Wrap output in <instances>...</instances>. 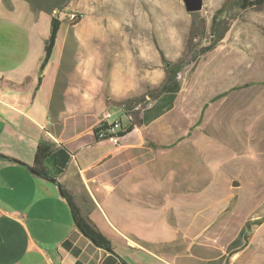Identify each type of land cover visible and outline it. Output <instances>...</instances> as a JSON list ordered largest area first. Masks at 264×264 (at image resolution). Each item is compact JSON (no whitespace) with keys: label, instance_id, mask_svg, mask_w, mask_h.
I'll return each instance as SVG.
<instances>
[{"label":"crops","instance_id":"obj_1","mask_svg":"<svg viewBox=\"0 0 264 264\" xmlns=\"http://www.w3.org/2000/svg\"><path fill=\"white\" fill-rule=\"evenodd\" d=\"M0 2L12 8L10 0ZM29 9L35 18L0 35V155L15 160L0 157V264H264V151L263 168L245 176L257 203L248 210L234 174L219 172L218 164L228 162L219 158L222 150L235 153L241 143L230 134L229 111L209 119L224 133L216 146L194 112L198 99H180L189 84L149 100L122 123L125 108L116 103L160 85L164 69L134 73L118 53L107 77L106 52L93 47L105 35L91 28L95 20L81 19L71 36L70 21L61 23L39 71L50 20L47 32L35 35L42 10ZM74 41L86 47L75 51ZM240 101L247 119L241 150L251 140L264 147V121L246 115L249 100ZM110 106L118 107L121 127L108 135L132 125L118 145L99 138L112 123L104 118ZM40 141L53 145L46 168L54 182L28 167ZM59 184L101 232L105 248L74 225Z\"/></svg>","mask_w":264,"mask_h":264},{"label":"rangeland","instance_id":"obj_2","mask_svg":"<svg viewBox=\"0 0 264 264\" xmlns=\"http://www.w3.org/2000/svg\"><path fill=\"white\" fill-rule=\"evenodd\" d=\"M10 1L12 8L5 7L0 2V35L9 30L12 34L15 33L23 28L18 24L25 25L30 18L27 2ZM224 1L226 0H203L201 10L188 13L182 0H69L66 5L51 13L42 9L34 34L47 32L51 16L68 24L69 13L79 11L82 13L81 19L95 20V26L91 28L98 30L100 35L104 34L105 39L99 46L94 42L93 47L106 52L107 77L116 60L114 56L118 53L120 58L117 60L127 61V70L155 75L157 71L164 69L163 61L155 63V59L160 57L159 50L167 60L174 61L190 49L196 56L188 57L180 71V84H189L180 99L184 102L198 99L194 112L202 115L201 126L207 125L208 132L215 136L214 145L224 143V133L210 123V120H220L229 111L227 118L231 116V125L235 128L230 134L234 136L233 140L239 137L242 143V130L245 131L247 127L246 123L242 124L247 121L241 116L242 98L249 100L248 107L245 104L244 113L255 118L257 124L262 125L264 121V4L240 9L232 6L233 0H228L226 3L230 7L217 12ZM31 17L35 18L32 14ZM213 19L219 26L227 25V29L214 49L204 53L203 47L208 44L206 33ZM79 22L78 25L81 23ZM77 24H68V36L72 35L71 27ZM71 46L75 51L86 47L76 41ZM245 83L247 86L237 88ZM232 87L234 88L230 90ZM217 94H220L217 98L210 99ZM145 106L146 104L141 105L138 110ZM109 110L115 117L118 107L110 106ZM135 113L136 111L132 112L131 118ZM118 116L122 123L126 122L124 113L119 112ZM252 125L251 122L250 128L255 131L256 128H252ZM256 142H245L247 146L243 151L240 143L234 149L235 153L225 149L219 155V158L228 159L227 164H218L223 167L219 172H227L228 169L234 174L235 180L239 181L237 194L240 199H246L248 210H254L257 203L253 187H250L245 176L252 170L260 171L263 168L259 151H264V147H259Z\"/></svg>","mask_w":264,"mask_h":264},{"label":"trees","instance_id":"obj_3","mask_svg":"<svg viewBox=\"0 0 264 264\" xmlns=\"http://www.w3.org/2000/svg\"><path fill=\"white\" fill-rule=\"evenodd\" d=\"M33 11H39V10H46L48 12H53L57 8H61L64 5H66L69 0H25ZM228 0L222 2L220 8L217 12H220L222 10H225L226 8L230 7L228 3H226ZM232 6H236L240 9H246L248 7L252 6H261L264 4V0H233L231 2ZM79 12V11H76ZM195 13V12H192ZM216 16H214L215 18ZM79 22V19H77L75 22L71 23L72 25L77 24ZM225 23V22H224ZM61 25V21L54 16H51L50 18V29L49 34L44 42V54L43 59L41 61V64L39 66V71H43L44 66L47 64V62L50 59L57 34L59 32V28ZM216 21L213 19L209 25L208 32L206 33V40H208V44L203 47V52L207 53L214 49L215 44L220 41L223 38V35L226 32L227 25L219 26ZM219 28V29H218ZM161 59L164 63V71H165V77L160 85L157 87H154L152 89L147 90V92L140 96V97H129L124 100L119 101L117 106H122L123 108H130L135 103H141V105L147 104L149 100L155 99L157 96L163 94V93H173L179 90L180 87V81L178 80L177 76L178 73L184 68L185 64L187 63L188 57H195L196 55H193L190 52V49L183 53L181 57L174 61H169L165 58L162 51H160ZM247 86V83L239 86L243 87ZM237 87V88H239ZM234 87L230 88L233 89ZM225 93V92H223ZM227 93V92H226ZM220 94H217L210 99L213 100L217 98ZM146 96V97H145ZM132 128L131 123L129 122L128 125L123 129L118 131L117 135L120 136L124 134V132L129 131ZM53 152V145L44 141H40L37 143L34 155H33V162L31 166H28L29 169L34 173L44 178H52V175L48 172L46 168V161L50 158L51 154ZM1 158H4L6 160H12L14 159L0 155ZM59 191L61 197L66 201L72 221L74 225L80 230V232L86 236L88 239H90L92 242L96 243L100 247H106V243L104 241V237L101 234V232L97 229V227L94 225V223L89 219L88 215L84 213L80 206L75 202L73 194L66 189L63 185L59 184Z\"/></svg>","mask_w":264,"mask_h":264},{"label":"built area","instance_id":"obj_4","mask_svg":"<svg viewBox=\"0 0 264 264\" xmlns=\"http://www.w3.org/2000/svg\"><path fill=\"white\" fill-rule=\"evenodd\" d=\"M68 19L70 21V23H73L75 22L77 19H79V21L81 20L82 18V13L81 12H70L69 15H68ZM185 77V75H184ZM178 80H180L182 77H181V73L179 72L178 73V76H177ZM141 107V103H135L132 105V107L128 108V109H123V113L126 115L127 118H129V120L131 119V115H132V112L134 113L135 111H137L139 108ZM104 118L105 119H112V123L110 126H107L106 127V130H101L99 132V138H105V137H109L112 142L115 144V145H118L119 144V136L118 135H108V132L109 130H112L114 129L115 127H118L120 128L121 125H120V121H119V118L117 117H113L111 115V113L107 112L105 115H104Z\"/></svg>","mask_w":264,"mask_h":264},{"label":"water","instance_id":"obj_5","mask_svg":"<svg viewBox=\"0 0 264 264\" xmlns=\"http://www.w3.org/2000/svg\"><path fill=\"white\" fill-rule=\"evenodd\" d=\"M182 1L184 4L185 11L188 13L197 12L201 10L203 6V0H182ZM46 179H48L50 182H54V179L51 178H46Z\"/></svg>","mask_w":264,"mask_h":264}]
</instances>
